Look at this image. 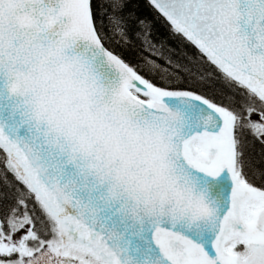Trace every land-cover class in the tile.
<instances>
[{
	"label": "snow or ice",
	"instance_id": "obj_1",
	"mask_svg": "<svg viewBox=\"0 0 264 264\" xmlns=\"http://www.w3.org/2000/svg\"><path fill=\"white\" fill-rule=\"evenodd\" d=\"M0 264H264V0H0Z\"/></svg>",
	"mask_w": 264,
	"mask_h": 264
}]
</instances>
